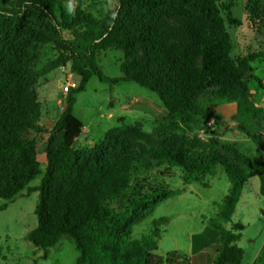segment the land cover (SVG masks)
Wrapping results in <instances>:
<instances>
[{"label": "trees", "instance_id": "obj_1", "mask_svg": "<svg viewBox=\"0 0 264 264\" xmlns=\"http://www.w3.org/2000/svg\"><path fill=\"white\" fill-rule=\"evenodd\" d=\"M13 1V7H0V32L11 20L21 22L29 13L39 12L45 19V42L55 43L71 61L72 73L82 79L49 133L44 150L48 164L43 170L37 150V134L42 131L40 104L30 90L25 64V52L35 51V46L26 41L30 32L23 43H0V211L18 197L38 192L37 226L27 239L44 250V257L68 237L80 253L77 264H193V256L179 252L156 256L159 235L153 232L133 240L127 224L135 214L148 217L158 204L182 194L164 179L171 167L182 170L184 183L204 187H209L205 178L217 174L219 163L210 153L228 145L189 134L201 117L213 116L200 101L208 89L214 90L213 106L237 103L238 116L251 127L240 129L252 138L257 156L264 160V109L254 103L246 80L252 63L264 60V51L232 55L234 44L226 23L241 25L232 12L235 4L119 0L118 9L97 19L80 0L76 6L69 0ZM221 9L227 13L226 20ZM245 10L250 23L264 29V0H246ZM24 31L17 24L7 35L12 38L11 33ZM108 49L125 52L124 77L109 78L103 72L97 55ZM92 77L111 85L133 81L158 95L167 110L166 133L160 139L167 140L173 133L181 137L175 150L164 149L158 158L152 155L159 167L166 166L160 177H138L151 161L132 164L146 153L142 154L141 145L130 146L128 127L108 133L90 150H78L84 123L74 114L76 95L86 90ZM198 149L204 154L197 155ZM221 165L231 186L218 204V215L203 216L208 232L192 236V254L208 249L214 255L213 264H242L244 251L237 243L244 225L232 217L251 178L259 177L264 193V165L259 170L255 162ZM38 177L39 185H30ZM252 264H264V247Z\"/></svg>", "mask_w": 264, "mask_h": 264}, {"label": "rangeland", "instance_id": "obj_2", "mask_svg": "<svg viewBox=\"0 0 264 264\" xmlns=\"http://www.w3.org/2000/svg\"><path fill=\"white\" fill-rule=\"evenodd\" d=\"M223 3L233 2L232 9L235 18L241 25L234 27L226 23V28L233 41V56L246 55L248 51H264V29L250 23L245 10L246 0H222ZM76 6V0L69 4ZM80 4L97 19L106 17L120 7L119 0H80ZM13 0H0V7H13ZM221 17L226 20L227 13L221 9ZM45 19L39 12L29 13L21 22L11 20L0 32V43H10L12 40L23 43L25 33L30 32L26 41L33 43L35 51H26V70L29 74L30 90L35 94L40 104L39 120L42 131L37 134L38 160L43 170L47 167V157L44 152L49 133L60 115L66 108L68 97L76 86L71 71V61L58 46L45 42L48 37L42 29ZM25 28L21 34L7 33L13 31L15 25ZM69 38L68 33H64ZM99 65L109 78L124 77L123 63L125 52L119 49H108L97 55ZM246 80L253 101L264 109V60L258 59L252 63V70ZM201 97L202 106L213 116H203L199 122L192 125L189 134L204 141L220 142L228 145L225 149L211 152L210 155L219 163L217 174L208 176L205 182L209 187L182 180V170L171 167L170 174L164 179L172 189L182 190V194L158 204L148 217L135 214L128 222L127 229L132 233L133 240L153 232L157 238L156 256L165 258L171 252H179L191 257L192 236L204 232L207 218L218 215V204L228 194L231 183L221 163L236 162L242 164L256 163V168L264 165V160L257 156V146L240 127L246 125L237 114V103L213 106L210 101L213 89H208ZM210 104V105H209ZM74 114L84 123V132L78 141V150L92 149L101 143L110 132H116L121 127H128L132 134L131 147L141 145L145 156L133 160V165L141 166L142 162L151 161L150 168L139 178L154 179L160 177V172L166 166L159 167L154 157H159L163 150L173 151L181 143V137L173 133L167 140H161L166 133L164 118L167 110L158 95L133 81H123L111 85L92 77L86 90L76 95ZM129 141V139H128ZM154 148L156 150L154 151ZM233 148L240 149L237 153ZM134 151V149H133ZM197 155L204 154L199 149ZM153 155V156H152ZM40 177L30 185L38 186ZM258 176L250 179L243 189L241 199L232 217L233 222L244 225L242 238L237 245L244 251L242 264H252L264 247V193L260 190ZM38 192L29 196L18 197L10 203L6 210L0 211V264H77L80 253L68 237L49 249L44 257V250L34 246L27 235L37 226L35 207ZM3 201L0 200V204ZM207 259H214L211 251ZM205 255V256H206Z\"/></svg>", "mask_w": 264, "mask_h": 264}, {"label": "crops", "instance_id": "obj_3", "mask_svg": "<svg viewBox=\"0 0 264 264\" xmlns=\"http://www.w3.org/2000/svg\"><path fill=\"white\" fill-rule=\"evenodd\" d=\"M84 132V131H83ZM255 177L251 178L254 179ZM259 178V177H258ZM204 232H208V226L206 225L204 228ZM191 252H192V247H191ZM207 252L208 249H203L202 251H200L199 253L193 255L191 254L194 258L192 259L193 264H213V259L209 260L207 259ZM206 255V256H205ZM191 256V257H192Z\"/></svg>", "mask_w": 264, "mask_h": 264}, {"label": "water", "instance_id": "obj_4", "mask_svg": "<svg viewBox=\"0 0 264 264\" xmlns=\"http://www.w3.org/2000/svg\"><path fill=\"white\" fill-rule=\"evenodd\" d=\"M76 86H79L82 76L81 75H74Z\"/></svg>", "mask_w": 264, "mask_h": 264}]
</instances>
